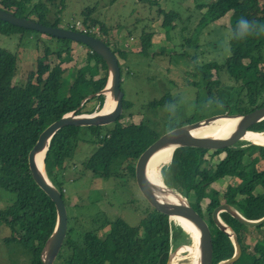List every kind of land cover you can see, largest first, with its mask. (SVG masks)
<instances>
[{"label": "trees", "instance_id": "obj_1", "mask_svg": "<svg viewBox=\"0 0 264 264\" xmlns=\"http://www.w3.org/2000/svg\"><path fill=\"white\" fill-rule=\"evenodd\" d=\"M258 1L259 10L253 15L251 10ZM66 2L67 0H0V8L18 18L49 26L44 21L50 15L51 7L60 4L65 7ZM202 6L205 9L199 16L195 39L201 30L220 21L223 16L228 15L229 18V53L221 60L205 62L199 69L207 100L210 96L222 103V95H228L225 102L230 113H251L264 104V34L250 35L243 40L231 39L230 34L241 17L264 25V0H208L200 7ZM91 11V8H86L81 26L87 35L108 44L101 36L94 35L93 27H87ZM158 11H162L164 15L163 28L168 29L179 19L180 14L175 10L160 8ZM92 23L95 25L96 22ZM69 29L76 30L75 25L69 26ZM99 29L105 33L103 26ZM17 31L32 30L13 27L0 21V34L9 36ZM151 38L152 35L147 34L140 55L148 54ZM51 39L63 42L64 45L73 42L54 37ZM194 45H197L196 41ZM83 46L88 48V54L81 66L76 64L72 68L74 81L70 86L68 82L73 79L64 77L68 68L63 66L72 60L68 46L61 49L56 47L58 50H53L51 46L45 47L44 54L36 56L35 69L26 75L24 82L18 83L13 82L16 57L8 49L0 47V187L13 195L9 205L0 210V226L4 225L8 229L5 244L15 243L26 250L29 264H42L41 250L56 228L58 214L55 203L32 178L28 153L46 126L75 110L88 95L104 88L108 78L102 57L88 46ZM114 52L118 55L123 76L120 57L127 54L122 49ZM52 55L58 59L55 64L52 60L50 63L46 62ZM123 83L122 80L121 88L124 91ZM221 86L228 91L220 89ZM92 98L96 100L97 110H101L105 95H95ZM175 99L166 93L160 99L150 101L148 105L157 108L168 105ZM84 105L76 114L83 113ZM123 105L124 110L131 106L126 95ZM123 117L124 114L109 127L67 125L52 137L44 158L45 172L48 179L61 191L65 204V181L69 179L70 182L72 174L68 173L76 166L82 168V177L92 173L105 179H123L124 185L128 184L131 189V186L134 187L132 173L136 157L164 132L185 124H177L160 133L142 121L139 124L122 123ZM190 122L192 121L186 123ZM249 130L264 135V119ZM81 144H89L91 147L87 157L76 165L77 162L73 160H77L76 149ZM222 151L226 153L223 159L214 166L208 162L209 157ZM246 157H249L248 161L245 160ZM206 162L208 165L202 166ZM150 165L151 162L148 175ZM157 169L154 176L158 183L186 199L193 210L206 217L214 226L212 210L221 203L229 204L247 219H259L264 215V145L242 139L234 146L213 154L177 147L171 159L160 164ZM231 177L236 183H226L222 198L217 192L208 196L204 192L206 186ZM205 197L209 201L205 208H201L200 203ZM190 198L194 199V203L189 202ZM219 216L233 230L241 245L240 257L231 264H264V245L254 244L250 249L245 243L248 232L260 229L264 224L256 227L244 225L226 211L220 212ZM81 223V216L74 215L69 210L66 239L53 264H167L173 249L181 246L197 247L186 230L149 206L148 212L136 226L130 225L122 217H99L97 213L85 218L84 228ZM100 228L106 229L103 237L96 232ZM215 229L220 242V259L226 260L234 253L233 242L227 233L216 226ZM190 261L189 264H194L192 259Z\"/></svg>", "mask_w": 264, "mask_h": 264}, {"label": "rangeland", "instance_id": "obj_2", "mask_svg": "<svg viewBox=\"0 0 264 264\" xmlns=\"http://www.w3.org/2000/svg\"><path fill=\"white\" fill-rule=\"evenodd\" d=\"M207 1L67 0L65 7H62V4L52 6L50 15L44 22L52 27L59 25V27L69 29L71 25L82 24L86 16V8H91L87 27H93L94 35L106 40L110 48L116 51L122 49L127 54L121 55L120 61L123 70L124 96L126 95L131 106L123 110L124 117L121 122L139 124L142 121L161 133L180 123L230 113L225 102L228 95H222L224 98L222 103L209 95V100H207V93L204 91L205 84L199 75V69L205 62L221 60L229 53L228 15L201 30L195 39V28L201 12L205 9V6H200ZM259 2L251 10L253 15L259 10ZM160 8L175 10L180 14L179 19L175 20L168 29L162 27L164 15L162 11H158ZM92 21L96 22L95 25ZM100 26H103L105 33L99 29ZM147 34L152 35L151 45L147 55H140ZM48 46H51L53 50L61 49L63 46L70 48L72 60L64 63L63 66L68 68L64 77L73 79L70 82L67 81L69 86L72 84L74 81L72 68L76 64V66H81L84 63L88 48L75 42H68L64 45L63 42L35 31H17L9 36L0 34V47L8 49L16 57V73L13 82L25 81L26 75L35 69L36 56L43 55L45 47ZM50 60L53 64L58 61L55 55H52L51 59L49 57L46 62L50 63ZM213 75L215 77L214 73ZM220 89L228 91L222 86ZM166 93L176 98L174 102L168 104L175 106V113L168 110L166 107L168 105L157 108L149 107L150 101L160 99ZM95 102V98H90L89 101L83 103L85 104L83 114L100 112ZM112 125L113 123H110L106 127ZM255 134L260 133L255 132ZM90 147L89 144H81L77 147L75 154L77 160H73L77 162L76 165L87 157ZM210 153L213 154V152ZM225 155L226 153L222 151L209 157L208 162L214 166ZM245 160L248 161L249 157ZM208 162L202 166H207ZM157 168L154 172L158 170ZM70 174H72L70 182H68L69 179L65 181L66 205L72 214L81 216L83 228L85 218L89 214L97 213L99 217L105 216L112 219L122 217L130 225L136 226L143 215L148 212V206L141 201L134 187L128 188V184L124 185L125 180L123 179L113 177L105 179L92 173L87 177H82V168L79 166L72 169L68 175ZM228 181L236 183L232 177L219 180L206 186L204 192L207 196L217 192L222 198ZM12 198V194L0 187V210H4ZM208 201V197L202 199L201 208H205ZM189 202L194 203V199L190 198ZM74 224L80 227L79 224ZM96 232L103 237L106 229L100 228ZM7 234L8 229L1 225L0 264H29V254L26 250L15 243L5 244L4 238ZM263 238L264 225L260 229H252L248 232L245 240L246 246L251 249L254 244L264 245ZM191 239L195 242L193 236ZM195 249L197 250V247L191 246L173 249L170 253L169 264H189L190 259L194 264H198L199 255L196 254Z\"/></svg>", "mask_w": 264, "mask_h": 264}, {"label": "water", "instance_id": "obj_3", "mask_svg": "<svg viewBox=\"0 0 264 264\" xmlns=\"http://www.w3.org/2000/svg\"><path fill=\"white\" fill-rule=\"evenodd\" d=\"M0 21L5 22L13 27L22 28L25 30H32L38 33L46 34L56 39H67L75 43L86 45L93 52L99 54L102 57L108 71V78L104 88L93 94L88 95L81 101L80 105L77 106L75 110L63 115L61 118L52 122L49 126H46L43 131L39 134L35 144L28 153L29 170L34 182L45 192L48 197H50V199H52L57 209L58 219L56 228L49 235L41 250L42 264H53L54 260H56L58 254L60 253L64 241L66 239L68 229V211L61 191L47 177V174L45 172L44 160V172H41L37 168L36 155L41 150H45V158L46 152L47 150H49V145L52 137L58 130H60L64 126H103L110 123H114L121 117L124 110V91L121 88V67L118 55L114 52L112 48H110L108 44H106L97 37L81 33L77 30L62 27L46 26L30 19L18 18V16H15L13 13L3 10L1 8ZM108 82L109 86L107 88ZM107 91L112 94L114 100L116 101L115 107L112 111L108 113H100L97 111L94 114H76V111L79 110V108L87 99L92 98L95 95H106ZM219 117H238V120L235 123L234 127L224 140L216 142L212 141L210 137L199 138L192 135V131L210 124ZM262 119H264V104L259 108H256L255 111L244 115L236 113H225L221 115H212L207 118L190 123H185L175 128H172L161 136H159L154 142H152L144 150H142L141 153L135 159L132 180L135 187V191L140 197L141 201L156 212L167 216L169 220L176 222L184 230L186 229L180 224V222H177L176 220L186 221L198 230H200L202 233H204L209 241L208 246L207 244L199 246V244L196 241L195 242L197 243V247L199 249L209 251V257L206 264H231L240 257L242 252L241 245L238 241L236 234L228 225H226L220 219V212L226 211L242 224L253 227L260 226L264 223V215L262 216V218L259 219H247L241 214H239V212H237L232 206L227 203H221L213 208L211 216L215 226L223 232L227 233L230 236V239L232 240L234 245L233 255L226 260H221L220 242L215 226L206 217L198 214V212L193 210L189 203H187L186 199H184V201L187 203L188 208H178L161 203L159 199L155 196V194H153L143 182L142 174L144 165L151 156V154L158 147L170 143L174 145L173 151L177 147L191 148L206 153L225 150L234 146L238 141L242 139L246 140L248 133L255 134V132L250 131L249 128L255 125L256 123L260 122V120ZM256 144L264 145V143L257 142ZM171 157L172 153L170 159ZM227 228H229L230 230H227ZM186 231L188 232V230ZM189 234L193 236L190 232ZM169 260L167 264L170 263Z\"/></svg>", "mask_w": 264, "mask_h": 264}, {"label": "bare ground", "instance_id": "obj_4", "mask_svg": "<svg viewBox=\"0 0 264 264\" xmlns=\"http://www.w3.org/2000/svg\"><path fill=\"white\" fill-rule=\"evenodd\" d=\"M110 82V81H109ZM109 82L107 83V88L109 86ZM108 97V99H107ZM107 100V102H106ZM106 100H105V106L104 108H101L100 113H108L113 110L115 107L116 101L114 100L112 94H110L109 91L106 92ZM238 117H219L215 121L211 122L210 124L200 127L192 131V135L196 137H210L212 141H222L224 140L229 132L234 127L235 123L237 122ZM247 139L249 141L257 142V143H264V136L262 134H254V133H248ZM246 139V140H247ZM173 144H165L160 147H158L149 157V159L146 161L144 168H143V182L149 188V190L155 194V196L159 199V201L163 204L171 205L178 208H188L187 203L184 201V198L181 196L175 194L170 189L160 185L157 181V179L154 176V170L164 162L169 161L171 153H173ZM44 153L45 150H41L36 155V164L37 168L44 172L43 169V160H44ZM151 162L150 169H149V175H148V166ZM163 171V170H162ZM163 173V172H162ZM167 173V171H166ZM165 175V174H164ZM167 176V175H166ZM165 176V177H166ZM169 179V178H168ZM171 185V184H170ZM177 222H180V224L190 232L195 241L200 245L209 244V241L204 233H202L200 230L195 228L193 225L189 224L186 221L183 220H176ZM230 230L229 228H227ZM206 242V243H205ZM205 249V248H204ZM196 254L199 255L198 264H206L208 257H209V251L208 250H202L197 247V250L195 249Z\"/></svg>", "mask_w": 264, "mask_h": 264}, {"label": "clouds", "instance_id": "obj_5", "mask_svg": "<svg viewBox=\"0 0 264 264\" xmlns=\"http://www.w3.org/2000/svg\"><path fill=\"white\" fill-rule=\"evenodd\" d=\"M264 34V25H258L256 22L249 21L241 17L236 24L234 31L230 34L231 39L243 40L250 35ZM168 110L175 113V106H166Z\"/></svg>", "mask_w": 264, "mask_h": 264}, {"label": "built area", "instance_id": "obj_6", "mask_svg": "<svg viewBox=\"0 0 264 264\" xmlns=\"http://www.w3.org/2000/svg\"><path fill=\"white\" fill-rule=\"evenodd\" d=\"M75 29L81 33L87 34L86 31L83 29V27L81 26V24H76L75 25Z\"/></svg>", "mask_w": 264, "mask_h": 264}]
</instances>
